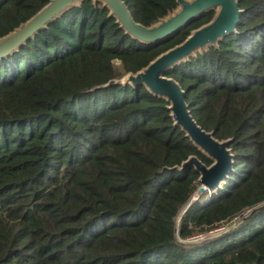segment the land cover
I'll return each instance as SVG.
<instances>
[{
	"label": "trees",
	"instance_id": "trees-1",
	"mask_svg": "<svg viewBox=\"0 0 264 264\" xmlns=\"http://www.w3.org/2000/svg\"><path fill=\"white\" fill-rule=\"evenodd\" d=\"M122 1L146 27L177 8L175 0ZM47 2L0 0V38ZM237 2L235 33L165 74L198 126L230 140L233 155L221 187L181 215L180 240L264 202V0ZM213 15L143 44L101 3L84 1L0 59V264H264V208L212 240L177 242L175 217L199 174L175 167L189 156L212 161L173 126L164 99L107 84Z\"/></svg>",
	"mask_w": 264,
	"mask_h": 264
},
{
	"label": "water",
	"instance_id": "water-1",
	"mask_svg": "<svg viewBox=\"0 0 264 264\" xmlns=\"http://www.w3.org/2000/svg\"><path fill=\"white\" fill-rule=\"evenodd\" d=\"M84 1H91L93 4L101 3L108 10V16L114 18L124 34L143 44L163 42L194 19L206 12L214 11L209 22L192 30L181 43L158 55L143 69L136 73L125 74L119 83L129 84L132 87L143 86L152 96L164 99L168 103L167 109L170 112L173 126L179 127L185 137L212 161L211 165L206 166L197 157L189 156L175 169L183 171L192 167L199 174L197 182L200 187L197 189L196 196L206 190L210 193L215 192L233 169V155L229 148L230 140L219 141L213 137L211 132H206L198 126L185 102V92L174 79L165 74L181 61H187L196 52H202L211 46L215 47L223 38L235 33L242 14L237 0H175L177 8L148 27L141 25L131 17L122 0H48L47 4L29 19L0 38V59L17 51L40 30L45 29L47 24ZM116 82V80H110L107 84ZM192 203L193 199H189L183 206V210L181 209L182 213L175 224V236H177V226L181 215ZM260 208H264V204L254 209L249 216Z\"/></svg>",
	"mask_w": 264,
	"mask_h": 264
},
{
	"label": "rangeland",
	"instance_id": "rangeland-1",
	"mask_svg": "<svg viewBox=\"0 0 264 264\" xmlns=\"http://www.w3.org/2000/svg\"><path fill=\"white\" fill-rule=\"evenodd\" d=\"M114 65L118 67L119 71L121 70V66H120V63L118 61H114ZM123 76H124L123 74H120L116 81L119 82L121 80V77H123ZM199 187H200V184L196 181L195 191L193 192V194L190 197V199H193V202L198 200L199 197L201 196V194L199 196H196L197 189ZM203 193H204V195L201 198H203L205 196V194H206L207 195L206 199L211 194L207 190L205 192H203ZM263 204H264V202H261L260 204L254 206V207H251L249 209L243 210L239 214H237L234 217H232L231 219H229L228 221H224L221 224H219L215 229L207 230L205 232L198 233L195 236H193V237H191V238H189L187 240H180L178 238V236H175V238H176L177 242H179L181 244H198V243H201V242H205L207 240H212V239L218 237L219 235H221V234H223L225 232H228V231L234 229L235 227H237L238 225H240L243 222V220L245 218H247L254 209L259 208ZM176 217H175V224L177 222Z\"/></svg>",
	"mask_w": 264,
	"mask_h": 264
},
{
	"label": "bare ground",
	"instance_id": "bare-ground-1",
	"mask_svg": "<svg viewBox=\"0 0 264 264\" xmlns=\"http://www.w3.org/2000/svg\"><path fill=\"white\" fill-rule=\"evenodd\" d=\"M182 210H183V209H182ZM182 210H181V212L178 214V216H177L176 220L178 219L179 215L182 213Z\"/></svg>",
	"mask_w": 264,
	"mask_h": 264
}]
</instances>
